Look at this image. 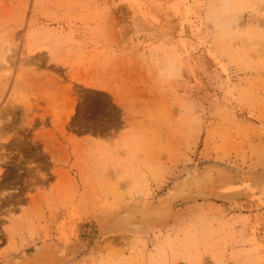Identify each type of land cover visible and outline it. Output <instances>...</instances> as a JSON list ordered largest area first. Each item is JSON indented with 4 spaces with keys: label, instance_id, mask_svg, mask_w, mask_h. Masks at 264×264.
I'll return each instance as SVG.
<instances>
[{
    "label": "rangeland",
    "instance_id": "1",
    "mask_svg": "<svg viewBox=\"0 0 264 264\" xmlns=\"http://www.w3.org/2000/svg\"><path fill=\"white\" fill-rule=\"evenodd\" d=\"M0 59V264H264V0H0Z\"/></svg>",
    "mask_w": 264,
    "mask_h": 264
},
{
    "label": "bare ground",
    "instance_id": "2",
    "mask_svg": "<svg viewBox=\"0 0 264 264\" xmlns=\"http://www.w3.org/2000/svg\"><path fill=\"white\" fill-rule=\"evenodd\" d=\"M226 173L219 167L208 165L199 171H189L184 178L182 177L179 181L177 180L176 184H174L175 186L168 191L166 197L164 196L163 199L160 198L161 200H159L156 204L149 207L140 206L128 211L126 210L125 214L116 216L113 220L109 217L108 219H111V221H106L107 223L105 222L103 226L110 229L119 227L117 230H114V232L121 231L127 233L136 231V233H138L147 230L157 231L158 229L164 227L162 225H165V223L170 219V215L172 217V213L175 212L174 210L176 209L173 208V205L179 201L208 200L216 198L217 195L216 197L212 195L216 192L215 190H217V185L221 184L220 186L222 187V185L225 184L224 182L227 181ZM218 193L221 194L219 190ZM59 263L61 262L57 253L46 245V247L38 249L33 254L25 256L22 259L10 264Z\"/></svg>",
    "mask_w": 264,
    "mask_h": 264
}]
</instances>
